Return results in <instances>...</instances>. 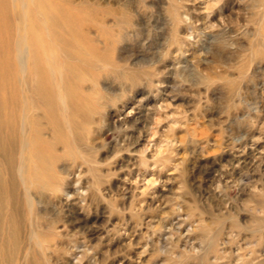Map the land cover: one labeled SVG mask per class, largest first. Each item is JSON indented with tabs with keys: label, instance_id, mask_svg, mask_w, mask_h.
<instances>
[{
	"label": "rangeland",
	"instance_id": "rangeland-1",
	"mask_svg": "<svg viewBox=\"0 0 264 264\" xmlns=\"http://www.w3.org/2000/svg\"><path fill=\"white\" fill-rule=\"evenodd\" d=\"M25 1L0 0V264H264V0ZM62 42L90 64L58 81ZM40 92L64 131L33 112L24 154Z\"/></svg>",
	"mask_w": 264,
	"mask_h": 264
},
{
	"label": "bare ground",
	"instance_id": "bare-ground-1",
	"mask_svg": "<svg viewBox=\"0 0 264 264\" xmlns=\"http://www.w3.org/2000/svg\"><path fill=\"white\" fill-rule=\"evenodd\" d=\"M13 2H14V0H12ZM99 1V0H98ZM13 2H12V4H13ZM58 2V1H57ZM109 4V3H108ZM20 5V4H19ZM14 10V9H13ZM16 10V9H15ZM21 12H22V16H23V18H24V20H25V23L27 24L29 21H30V15H29V8H28V5H27V1H25V0H22V8H21ZM57 12V11H56ZM38 13H39V11H38ZM38 16V15H37ZM40 16V15H39ZM19 17V16H18ZM39 18V17H38ZM25 23H24V25H25ZM31 23V22H30ZM29 23V24H30ZM18 24V23H17ZM32 24V23H31ZM49 24V23H48ZM19 26V25H18ZM21 26V25H20ZM26 26V25H25ZM49 27V26H48ZM26 28H27V26H26ZM17 29V28H16ZM19 31V30H18ZM35 32V31H34ZM18 33V32H17ZM18 35V34H17ZM29 35L28 34H26V35H24V38H23V43H22V49L21 50H18L17 51V62L19 63V65H20V68H21V73H22V75L25 77V79H31V76L33 75V74H40V73H42V71H43V65H42V63H41V60L39 59V57L37 56V51L35 50L36 48L34 47V46H32L31 45V43L29 42ZM35 38H36V36H35ZM38 44H39V42H38ZM83 49V48H82ZM61 50L62 51H60L61 53H63V54H61V55H57V52L55 53V51H52L53 53H55L57 56H58V60H55L54 61V59H53V61H54V63H52L51 65L53 66L52 68H54V71L56 72V74H58L59 76H58V81H60V75L63 73V70L64 69H62L61 67L62 66H64V67H66V66H68V63H70V62H72V61H70V60H74V59H76V60H78L79 59V63H81V64H86V65H89L90 64V62L89 61H86L84 58H82L81 57V53L80 52H78V55H80L79 57L76 55L77 53L76 52H71V51H68V49L66 50V46H65V43L64 42H62L61 43ZM47 55V54H46ZM51 55V54H50ZM53 55V54H52ZM87 56H89V55H87ZM45 57V56H44ZM56 58V57H55ZM47 59V58H46ZM49 59V58H48ZM70 59V60H69ZM49 61V60H48ZM74 66V65H73ZM52 68H50V71H51V69ZM69 70H70V72H74V69H75V67H74V69L73 68H68ZM53 70V69H52ZM64 73H65V71H64ZM35 74V75H36ZM55 74V75H56ZM65 75V74H64ZM20 77V76H19ZM24 79V80H25ZM35 79V81L37 82V80H36V77L34 78ZM55 80V78L53 79L52 78V74H51V77H50V79H48V83L49 84H51V85H53V84H55L56 82L54 81ZM26 81V80H25ZM57 81V82H58ZM39 82V81H38ZM61 82L63 83V84H65V83H67L68 81H64V79L62 78L61 79ZM60 82V83H61ZM65 82V83H64ZM20 84V83H19ZM57 84V83H56ZM23 88V87H22ZM57 88V87H56ZM24 89V88H23ZM23 92V91H22ZM48 92V91H47ZM46 92V93H47ZM60 92V91H59ZM52 93V92H51ZM51 93L49 94V93H47V94H44V93H41L40 92V94H39V96H40V99H42L43 101V105L42 104H40L39 103V101H38V99L36 100L32 95H31V93H28V94H25L24 93V96L25 97H23L24 98V103H23V115L22 116H20V117H22L21 118V121H20V123H19V125H18V127L20 128V137H21V139H22V141H23V144H25V143H27V144H29V138H31V137H29L31 134H32V130L37 126H39V128H41V129H43V125H42V123L44 124V122H43V120L42 121H39V120H41L40 118H38L37 120H33V112H38V110L39 109H43L44 110V116L45 117H47V120H48V123H47V126H50V128L56 133V134H58V133H62L63 131H64V127H63V122H62V120H61V118H60V116H58V114L56 115L54 112H52L50 109L52 108V106H53V104H54V101H59L61 104H64V102H65V99H61V97L58 99V98H55V94H52L51 95ZM11 94V93H10ZM38 94V93H37ZM42 94V95H41ZM58 96V95H57ZM28 98H30V99H28ZM33 98V99H32ZM62 101H64V102H62ZM30 134V135H29ZM18 139H20V138H18ZM20 141V140H19ZM17 143H18V140H17ZM55 143V142H54ZM19 144V143H18ZM53 144V143H52ZM13 145H14V143H13ZM18 146V145H17ZM30 146H31V143H30ZM2 147V146H1ZM15 147V146H14ZM19 147V146H18ZM22 147V146H21ZM7 149V148H6ZM15 149V148H14ZM14 149H13V151H14ZM6 151V150H5ZM17 151H18V149H17ZM25 151H26V144L23 146V153L25 154ZM7 153H8V151H7ZM9 154V153H8ZM12 154V153H11ZM15 154V153H14ZM4 155V154H3ZM2 155V156H3ZM5 156V155H4ZM8 156V155H7ZM30 156V155H29ZM12 157H14V160H16L17 161V159H15V155L13 156L12 155ZM34 157H36L35 156V154H34ZM4 158V157H3ZM7 158V157H6ZM9 158H7L6 160H8ZM36 159V158H35ZM23 160H24V162H23V165H18L17 163H19V162H21L20 160H19V162H17L16 163V161L14 162V161H12V162H14L13 164H17L18 165V176H19V178L21 179V182H22V184H23V187H24V191H25V194H26V198H27V204H28V207H29V211H30V213L31 214H34V202H35V198H34V196H33V192H32V190H31V186L34 184L33 183V181L31 180H29L30 178L28 177V174H26V171L24 170L25 169V163H26V161H27V157L24 155L23 156ZM33 162H34V160H32ZM6 162H8V161H6ZM41 162V161H40ZM29 164V163H28ZM11 165V164H10ZM12 166V165H11ZM14 166H16V165H14ZM14 166H13V168H14ZM30 166V165H29ZM27 167H28V165H27ZM11 168V167H10ZM33 169V168H32ZM31 169V170H32ZM16 171H17V166H16ZM32 171H34V173L35 174H37L36 172H38V170H37V168H34ZM9 172H10V170H9ZM30 173H31V171H30ZM17 175V174H16ZM15 175V176H16ZM1 176H2V174H1ZM14 175L12 176V177H15ZM17 176V177H18ZM31 176H32V174H31ZM3 177H5V176H2V178ZM1 178V177H0ZM1 178V180L3 181V179ZM1 180H0V182H1ZM6 180V179H5ZM14 181V180H13ZM17 181V180H16ZM15 182V181H14ZM2 183V182H1ZM5 183V182H4ZM13 184V183H12ZM1 189V188H0ZM3 189V188H2ZM45 189V188H44ZM4 191H1L2 192V194H3V192H5V188L3 189ZM36 191V190H35ZM41 191V190H40ZM7 194H8V192H6ZM2 194H0V195H2ZM7 194H4V195H7ZM3 195V196H4ZM35 195V194H34ZM7 197V196H6ZM6 197H3V198H6ZM1 198V197H0ZM15 198V197H14ZM1 200H3V199H1ZM5 200V199H4ZM1 202V201H0ZM3 202V201H2ZM1 202V203H2ZM5 203V202H4ZM1 206L2 207H0V209H2L3 208V204H1ZM5 207H6V204H5ZM8 207V206H7ZM3 213V212H2ZM13 213V212H12ZM4 214V213H3ZM5 216V215H4ZM13 216V215H12ZM1 218V217H0ZM4 218V217H3ZM14 218V217H13ZM12 220V219H11ZM11 222V221H10ZM9 222V223H10ZM15 222V224H16V220L14 221ZM3 226V225H2ZM12 227V226H11ZM15 228V227H14ZM12 229V228H11ZM0 232H1V230H0ZM13 232V231H12ZM15 233H17V230L15 229V231H14ZM13 232V233H14ZM33 234H32V238L33 239H35V240H33V242L34 241H36L37 242V244L39 245V248H42L43 247V245H42V243L43 242H41V240H40V236H39V234H38V232H36L34 229H33ZM1 234H3V233H1ZM18 234V233H17ZM15 236V235H14ZM18 236V235H17ZM16 238V237H15ZM18 238V237H17ZM8 240V238H6L5 239V241L6 242H8L7 241ZM14 240V239H13ZM18 241H15V243H17ZM18 243H20V242H18ZM44 244V243H43ZM17 245H20V244H17ZM30 245V244H29ZM32 245V244H31ZM34 246V245H33ZM32 246V247H33ZM7 247V246H6ZM32 247H31V250H32ZM13 248V247H12ZM19 248H20V246H19ZM7 249H9V248H7ZM30 249V248H29ZM37 249V248H36ZM41 250V249H40ZM26 252V251H25ZM13 254V253H12ZM15 255V254H14ZM28 255H30V254H28ZM32 255V254H31ZM18 256V255H17ZM25 256V255H24ZM23 257V256H22ZM27 258V257H26ZM32 258V257H31ZM10 259V258H9ZM9 259H7V260H9ZM6 260V261H7ZM17 260V259H16ZM13 261V260H12ZM34 261V260H33ZM35 262V261H34ZM9 263V262H8ZM16 263V262H15Z\"/></svg>",
	"mask_w": 264,
	"mask_h": 264
}]
</instances>
